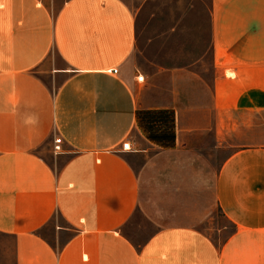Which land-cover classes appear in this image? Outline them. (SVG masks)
<instances>
[{"label":"crops","instance_id":"1","mask_svg":"<svg viewBox=\"0 0 264 264\" xmlns=\"http://www.w3.org/2000/svg\"><path fill=\"white\" fill-rule=\"evenodd\" d=\"M132 1L0 0V234L14 264H264V148L214 173L234 227L221 246L161 225L173 186L194 168L209 178L192 137L222 145L231 116L264 112V0L208 1L209 87L203 58L135 66Z\"/></svg>","mask_w":264,"mask_h":264},{"label":"rangeland","instance_id":"2","mask_svg":"<svg viewBox=\"0 0 264 264\" xmlns=\"http://www.w3.org/2000/svg\"><path fill=\"white\" fill-rule=\"evenodd\" d=\"M209 0H141L132 1L138 11V47L141 54L134 59L139 69L150 70V60L164 65H184L187 61L203 58L199 70L211 86L210 79V32L206 5ZM198 84H189L195 91ZM164 89L168 85L164 84ZM209 92V91H208ZM200 120V119H199ZM222 145H216L212 131L194 135L193 150L208 163L209 178L201 180L200 170L186 174L179 187L173 186L182 195L170 202L171 207L162 209L161 225L186 224L204 232L217 245L225 243L234 233L233 225L216 206L211 193L214 173L231 155L247 148H264V112L250 115H235L226 120ZM220 143V142H219ZM146 201L150 196L144 195ZM180 216V217H179ZM178 218H186V221ZM136 222L145 225L139 218ZM136 240L140 237L133 236ZM0 264H14V241L0 234Z\"/></svg>","mask_w":264,"mask_h":264},{"label":"built area","instance_id":"3","mask_svg":"<svg viewBox=\"0 0 264 264\" xmlns=\"http://www.w3.org/2000/svg\"><path fill=\"white\" fill-rule=\"evenodd\" d=\"M115 74H118V71H114ZM137 82L142 84L144 83V77L143 76H138L137 77ZM55 152L56 153H59L61 152V145H62V140L58 139L55 141ZM122 149L124 151H130L131 150V147H130V144L129 143H126V144H123L122 145Z\"/></svg>","mask_w":264,"mask_h":264}]
</instances>
